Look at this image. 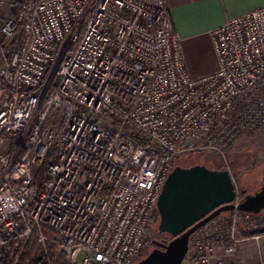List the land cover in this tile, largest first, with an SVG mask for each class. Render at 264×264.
Masks as SVG:
<instances>
[{
	"label": "built area",
	"instance_id": "obj_1",
	"mask_svg": "<svg viewBox=\"0 0 264 264\" xmlns=\"http://www.w3.org/2000/svg\"><path fill=\"white\" fill-rule=\"evenodd\" d=\"M211 42L216 69L195 78L165 0H26L0 15V264H137L187 155L215 154L236 186L226 154L264 128V6ZM262 234L264 211L231 212L190 236L181 264H235Z\"/></svg>",
	"mask_w": 264,
	"mask_h": 264
},
{
	"label": "water",
	"instance_id": "obj_2",
	"mask_svg": "<svg viewBox=\"0 0 264 264\" xmlns=\"http://www.w3.org/2000/svg\"><path fill=\"white\" fill-rule=\"evenodd\" d=\"M156 207L158 236L170 240L167 244L153 242L152 251L137 264H181L190 236L212 220L234 211L253 215L264 211V185L245 196L227 171L202 165L176 166L163 185Z\"/></svg>",
	"mask_w": 264,
	"mask_h": 264
},
{
	"label": "crops",
	"instance_id": "obj_3",
	"mask_svg": "<svg viewBox=\"0 0 264 264\" xmlns=\"http://www.w3.org/2000/svg\"><path fill=\"white\" fill-rule=\"evenodd\" d=\"M262 6L264 0H165L171 27L181 41L188 73L195 78L213 73L216 61L211 32L227 20ZM239 235L245 234L239 231ZM221 256L217 251L216 257ZM234 261L235 264H264V234L241 243Z\"/></svg>",
	"mask_w": 264,
	"mask_h": 264
},
{
	"label": "rangeland",
	"instance_id": "obj_4",
	"mask_svg": "<svg viewBox=\"0 0 264 264\" xmlns=\"http://www.w3.org/2000/svg\"><path fill=\"white\" fill-rule=\"evenodd\" d=\"M26 0H0V15L4 19H14L19 9ZM231 174L235 180L238 190L245 191V196L256 193L264 185V128L256 134L241 139L227 154ZM202 165L208 169L221 171L219 160L215 154L187 155L176 163L181 168H189L195 165ZM243 196H240L241 200ZM230 213H223L219 217L225 221L230 218ZM159 218L153 221L149 227V235L146 239L145 251L149 254L154 246L150 243L155 236H158ZM242 233V229H239ZM147 256V255H146ZM144 256L142 259H144ZM141 259V260H142ZM140 261V260H139ZM137 261V263L139 262Z\"/></svg>",
	"mask_w": 264,
	"mask_h": 264
},
{
	"label": "trees",
	"instance_id": "obj_5",
	"mask_svg": "<svg viewBox=\"0 0 264 264\" xmlns=\"http://www.w3.org/2000/svg\"><path fill=\"white\" fill-rule=\"evenodd\" d=\"M165 11H166V9H165ZM166 13H167V11H166ZM167 16H168V13H167ZM168 17H169V16H168ZM197 165H198V164H197ZM209 170H214V169H209ZM240 191H241V190H240ZM230 215H231V213H230ZM162 237H164V238L167 239V240H170L169 237H166V236H162ZM31 252H32V249H28L27 252L25 253L26 256L31 255ZM58 264H63L62 260H60V262H59Z\"/></svg>",
	"mask_w": 264,
	"mask_h": 264
}]
</instances>
